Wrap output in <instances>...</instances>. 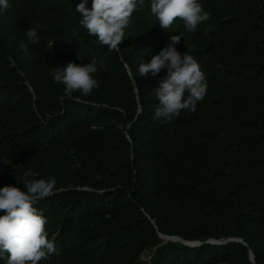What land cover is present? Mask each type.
Instances as JSON below:
<instances>
[{
	"label": "trees",
	"instance_id": "trees-1",
	"mask_svg": "<svg viewBox=\"0 0 264 264\" xmlns=\"http://www.w3.org/2000/svg\"><path fill=\"white\" fill-rule=\"evenodd\" d=\"M81 2L9 0L0 11V188H23L29 169L57 180L35 207L60 254L40 264H264V0H199L211 18L194 33L182 21L163 30L146 7L118 51L80 26ZM179 34L209 87L196 112L164 123L152 117L166 69L137 68ZM93 59L107 65L99 88L65 96L52 69ZM159 234L243 243L190 248Z\"/></svg>",
	"mask_w": 264,
	"mask_h": 264
},
{
	"label": "clouds",
	"instance_id": "clouds-1",
	"mask_svg": "<svg viewBox=\"0 0 264 264\" xmlns=\"http://www.w3.org/2000/svg\"><path fill=\"white\" fill-rule=\"evenodd\" d=\"M88 4L89 0H82L75 8L81 16L79 24L109 51L119 50L133 14L146 7L159 20L163 30L182 21L186 30L194 33L200 24L211 18V13L204 10L199 0H148L147 3L146 0H92L91 8ZM10 7L9 0H0V11ZM26 36L29 42L39 43L37 29L29 28ZM181 40L182 34L171 35L159 54L152 56L148 63L142 61L137 68L139 76L149 73L156 76L166 69V75L153 90L158 101L152 117L155 121L170 123L182 111L194 113L207 95L209 86L200 64L193 55L188 52L182 55L177 50L176 45ZM20 48L30 55L26 43H21ZM100 69L107 71V65L103 60L93 59L82 65L70 62L64 67H54L50 75L56 84L64 86L65 96L72 97L77 91L87 96L100 86L95 78ZM133 83L139 91L135 79ZM3 161L8 164L6 159ZM37 175L29 169L22 176L23 188H0V211L5 213L0 216V260L4 264H40L42 260L60 254L55 234L49 239L47 218L35 207L41 199L54 193L57 180L55 177L33 178Z\"/></svg>",
	"mask_w": 264,
	"mask_h": 264
},
{
	"label": "water",
	"instance_id": "water-1",
	"mask_svg": "<svg viewBox=\"0 0 264 264\" xmlns=\"http://www.w3.org/2000/svg\"><path fill=\"white\" fill-rule=\"evenodd\" d=\"M152 224L154 225V222H152ZM159 238L164 242V243H168V242H180L182 244H184L187 247L190 248H201L206 244H210L213 246H225L228 245L230 243H243V240L240 239H231V240H226V241H216V240H212L208 243H201V242H187L181 238L178 237H168V236H164L162 234H159ZM251 260L255 263V256L254 254L251 252Z\"/></svg>",
	"mask_w": 264,
	"mask_h": 264
},
{
	"label": "rangeland",
	"instance_id": "rangeland-1",
	"mask_svg": "<svg viewBox=\"0 0 264 264\" xmlns=\"http://www.w3.org/2000/svg\"><path fill=\"white\" fill-rule=\"evenodd\" d=\"M145 261L149 262L150 261V258L148 256H146L145 258Z\"/></svg>",
	"mask_w": 264,
	"mask_h": 264
}]
</instances>
